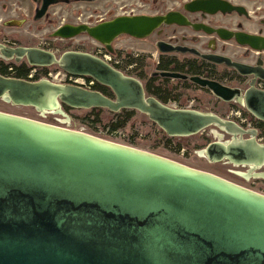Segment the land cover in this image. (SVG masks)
Listing matches in <instances>:
<instances>
[{
  "label": "water",
  "instance_id": "obj_1",
  "mask_svg": "<svg viewBox=\"0 0 264 264\" xmlns=\"http://www.w3.org/2000/svg\"><path fill=\"white\" fill-rule=\"evenodd\" d=\"M43 1L36 20L60 3ZM173 24L186 21L175 13L120 16L93 27L65 25L53 37L88 35L113 53L112 44L121 36L145 39ZM235 36L242 46L264 50L263 39ZM207 59L264 81L263 69L220 57ZM0 60L26 61L33 68L59 66L113 93L110 98L75 84L0 75V100L5 103L41 115L65 116L63 106L116 114L137 111L172 138L216 127L233 138L222 142L220 136L199 155L212 163L249 166V173L239 174L264 180V144L257 131L211 113L163 104L149 96L139 80L91 54L69 51L57 57L38 48L0 43ZM191 80L224 102L245 105L264 122V91L254 83L242 93ZM0 264H264V195L133 147L0 112Z\"/></svg>",
  "mask_w": 264,
  "mask_h": 264
},
{
  "label": "flooded vegetation",
  "instance_id": "obj_2",
  "mask_svg": "<svg viewBox=\"0 0 264 264\" xmlns=\"http://www.w3.org/2000/svg\"><path fill=\"white\" fill-rule=\"evenodd\" d=\"M59 1V4L49 8L44 18L49 16L52 8L62 4L66 6L72 5L74 2L93 4L99 0L95 2H83L81 0ZM43 2V0L41 2H35L32 0V3L35 6L33 11L34 22H40L44 19L36 20L37 12L41 10ZM121 9L124 10L122 16L154 17L175 13L183 17L186 21L185 25H163L145 39L121 36L112 44L113 53H109L105 46L89 37L96 44L95 46L100 47L101 50L86 53L105 61L123 75L139 80L143 84L147 94L148 89L151 88L152 90L161 93L163 97L168 98V101L164 103L155 97L161 103L175 109L198 111L199 108H201L200 105L202 103L205 104V98H207V100L210 98L219 103L222 102L224 104L238 106L239 110L244 112V114L241 113V115L236 114L235 120L240 121L241 116H244L245 112H248L245 105L239 102H224L222 99L216 97L211 90L201 87L191 79L198 78L203 81L219 83L231 89H238L242 93L248 91L254 83V87L257 90L264 91V81L260 78H256L255 75L242 76L235 69L227 67L226 64H218L207 59H216L217 57H220L229 59L235 63L250 66L256 70H264V50L257 51L250 46H242L237 42L235 36V34H246L264 40V0H134V2L125 3ZM141 9H147V13H142ZM148 9L150 11L149 13ZM71 16L74 19H79V22L81 23H65L60 25L57 30L65 25H87L93 27L102 22L108 21L106 18L102 17L95 22L92 21L93 19L91 17L93 16L87 17V21H82L81 18L75 17L74 12ZM82 18H84V15H82ZM12 22H21V26L26 23L23 19L21 21H7L4 25L8 26V24ZM122 37L130 39L133 42L126 41V43L121 46L122 51H116L115 42ZM134 42V47H131L130 44H133ZM128 45L129 47H127ZM12 46H16V44L14 43ZM238 48L246 50L244 58H237ZM165 50L169 52H163ZM53 67H57L62 71L59 66ZM53 67L35 69L45 71ZM25 68H29L28 63ZM22 69L24 70V68ZM222 69L224 70L223 72ZM63 73L67 77L75 78L65 72ZM162 74H177L187 77V79H174L164 77ZM76 79H83L86 83L92 81L90 78ZM97 88L107 90L112 94L110 98H113V93L108 87L94 82L91 90H96ZM195 93H199L203 96L202 103L200 102L201 99L199 97L196 95L195 97L192 96V94ZM188 95H190V97H188ZM184 99H186L185 102H183ZM186 102L188 103L187 105L185 104ZM63 107L64 109L67 108L66 106ZM251 124L254 125L252 129L244 128L246 127L244 124L242 126L246 130L257 131L258 136L262 131L264 133L263 121L251 115ZM225 135H228L231 139L233 138V135ZM244 138L247 139L249 136H245ZM261 144H264V142ZM213 164H225L233 168L246 169L247 173L251 170V167L249 166H236L228 161ZM233 175L242 181L258 179L251 176L246 178L235 172Z\"/></svg>",
  "mask_w": 264,
  "mask_h": 264
},
{
  "label": "rangeland",
  "instance_id": "obj_3",
  "mask_svg": "<svg viewBox=\"0 0 264 264\" xmlns=\"http://www.w3.org/2000/svg\"><path fill=\"white\" fill-rule=\"evenodd\" d=\"M128 2H134V0H128ZM128 2L127 0H99L93 4L76 2L69 6L62 4L52 8L48 17L44 18L40 22H34L33 11L35 6L32 3V0H0V43L6 46H12L15 43L16 46H12L14 48L18 46L49 50L57 57H60L69 51L85 53L95 52L96 50H101V48L95 46L96 44L89 37H87V35H81L71 40H60L53 37V34L62 24L81 23L79 22V19H74L71 16L73 12L75 17L81 18L82 21H85L89 16H93L91 18L93 19L92 21L95 22L100 20L102 17L109 21L122 16L124 10L121 8ZM141 10L142 13H144L147 9ZM149 12L150 11L148 9V13ZM82 15H84V18H82ZM23 19L26 23L21 27H9L4 25L7 21H21ZM126 41L133 42L125 37L120 38L115 42L116 51H122L121 46L125 44ZM134 44L135 42L130 44L131 47H134ZM127 47H129V45ZM245 52V49L238 48L237 58H244ZM0 61H2V66L4 68H8V72H11V68L16 67L18 69H29L30 74L35 69L30 66L29 68H25L27 65L26 61H22L20 63H16L15 61ZM223 71L224 70L222 69V72ZM35 75L38 76V80L48 79L56 84H74L70 81V77H67L57 67H53L45 71L37 69V74ZM195 95L201 99L200 102L202 103L203 96L199 93L192 94L193 97H195ZM188 97H190V95H188ZM208 99L209 100L205 98V104L202 103L200 105L201 108H199V112L211 113L221 117L222 119L235 121L240 126L244 124L246 125V127H244L246 129H252L254 127V125L251 124V115L249 112H245V115L241 116L242 121H238L235 120L236 114H244V112L239 110L238 106L224 104L222 102L219 103L210 98ZM185 101L186 99H184L183 102ZM185 104L187 105L188 103L186 102ZM0 112L28 118L71 131L81 132L120 145L133 147L140 151L177 162L189 168L214 174L229 182H234L243 188L264 195L263 179H250L249 181H242L236 178L233 173H247L246 169L233 168L225 164H213L206 158H202L199 155V152L205 150L208 145L213 142L220 141V136L222 137V142L231 141V138L228 135H225L216 127H210L202 133L191 137L172 138L167 136L166 133L153 123L146 115L134 111V115L129 120L128 124L124 128L120 129L118 133L110 135L107 133V128L108 125L113 123V119H115V117L107 110L102 111L98 117L97 114L92 112V110H78L68 107L64 109L65 116L54 113L41 115L33 108L14 106L0 100ZM97 120H99V122H96ZM259 142H264L263 131L259 134ZM261 172H264V168Z\"/></svg>",
  "mask_w": 264,
  "mask_h": 264
},
{
  "label": "trees",
  "instance_id": "obj_4",
  "mask_svg": "<svg viewBox=\"0 0 264 264\" xmlns=\"http://www.w3.org/2000/svg\"><path fill=\"white\" fill-rule=\"evenodd\" d=\"M0 75L5 76V77H14L17 79H23V80H28V75L30 70L29 69H18V68H11V72H8V68H4L2 66V61H0ZM38 80V76L36 77V79L34 81ZM96 91L102 93L103 95L107 96V97H111L112 94L109 93L107 90L105 89H101V88H97ZM148 94L151 96H154L156 98H158L159 100L163 101L164 103H166L168 101V98L163 97V95H161V93L156 92L154 90H152L151 88L148 89ZM104 111L103 109H93L92 112L94 114L98 115ZM115 117V119H113V123H111L110 125H108L107 131L109 133H115L118 132L120 129L124 128L129 120L132 118V116L134 115V111H122L121 113H112ZM96 122H99V120H97Z\"/></svg>",
  "mask_w": 264,
  "mask_h": 264
},
{
  "label": "built area",
  "instance_id": "obj_5",
  "mask_svg": "<svg viewBox=\"0 0 264 264\" xmlns=\"http://www.w3.org/2000/svg\"><path fill=\"white\" fill-rule=\"evenodd\" d=\"M35 74H37V69H34V71H32V73H30L28 75V81H34L36 79V77H37ZM70 81L73 82L75 85L81 86V87L89 89V90H91V87L94 84V81H90L89 83L88 82L86 83L83 79H76V78H70ZM118 132L109 133L107 131V133H109L110 135H114V134H116Z\"/></svg>",
  "mask_w": 264,
  "mask_h": 264
}]
</instances>
